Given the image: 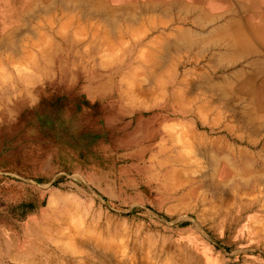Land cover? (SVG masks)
Wrapping results in <instances>:
<instances>
[{"label": "rangeland", "instance_id": "1", "mask_svg": "<svg viewBox=\"0 0 264 264\" xmlns=\"http://www.w3.org/2000/svg\"><path fill=\"white\" fill-rule=\"evenodd\" d=\"M65 3L56 0L61 8ZM65 8L67 16L85 13L83 6ZM128 12L117 22L122 28ZM144 16L140 13L135 21ZM78 19L80 24L76 19L67 26L62 19L44 29L41 20L37 25L41 37L27 39L26 50L39 72H44L39 80H25L36 77L38 70L27 62L0 66V264H15L12 257L17 255L30 257L16 259L19 264H43L47 256L62 262L56 246L66 254V261L78 253L68 238L72 230L85 242L115 245L119 264H264V208L260 207L264 195L246 198L257 208L250 214L241 210L246 220L240 226L231 227L230 215L226 222L210 227L197 219L202 214L197 208L203 206L196 196L166 192L184 182L166 175L174 164L169 167L164 162L177 158L193 170H182V175L208 180L200 192L215 196L210 180L216 177L214 164L202 156L189 132L192 127L205 141L220 138L239 147L224 132L229 118L210 109L200 114L183 97L174 100L177 86L164 89L148 82L144 86L150 96L133 93V102L129 101L131 96H122L121 87L156 77L144 73L153 36L140 30L116 40L111 32L115 42L111 46L101 33H94L85 17ZM100 20L95 15L90 22ZM58 33L75 46L71 56L62 53L66 47ZM200 38L210 45L203 34ZM200 47L194 45L193 52ZM211 54H205L198 65L203 71H208ZM181 71L180 77L186 74ZM159 73L167 80L171 69ZM9 79L20 89L9 93ZM234 110L238 126L242 106L235 105ZM201 123L204 129L198 126ZM244 134L264 143V128L246 129ZM253 215L256 222L250 223L247 217ZM79 255L76 262L83 256Z\"/></svg>", "mask_w": 264, "mask_h": 264}, {"label": "bare ground", "instance_id": "2", "mask_svg": "<svg viewBox=\"0 0 264 264\" xmlns=\"http://www.w3.org/2000/svg\"><path fill=\"white\" fill-rule=\"evenodd\" d=\"M65 1L67 2L65 6L73 10L83 6L85 13L67 16L64 13L65 6L59 7L56 0H0V66L27 62L38 68L36 77L29 76L30 79L22 77L21 82L24 79L36 81L43 77L44 72H39L38 64L26 50L28 38H32L33 35L36 39L41 37L37 28L41 20L44 29L45 26L51 28L54 21L62 19L67 26H71L76 19L80 24L78 17H85L84 21L94 29V33H101L103 41L107 40L111 46L115 43L114 39L121 40L129 33H137L140 30L142 33L144 31V34L152 35L149 46L153 50L146 57L148 64L144 73L148 77L152 75L156 77L153 79L142 77L138 82L133 81L132 87L128 89L121 87V95L131 96L128 99L133 102V93H141L147 98L150 96V90H146L144 86L148 82L156 87L160 84L159 86L162 85L164 89L177 86L179 89L172 91L174 100L183 97L185 101L195 104L200 114L210 109L216 112V115L225 114L229 118L224 132L235 143L237 142L239 147L230 146L220 138L205 141V138L192 127L189 132L190 140L197 143L202 156L207 162L214 164L216 177L210 180L215 196L200 192V188L208 183V180L184 177L182 170L191 172L193 170L187 162L177 158H167L164 162L169 167L174 164L166 175L169 179L176 178L184 182L177 189L166 188V192L170 195L168 190H174L180 192L181 196H196V200L203 206L202 209H196L202 213L197 219L204 225L213 227L216 223L219 226L231 215V227L240 226L241 222L246 220L241 210L250 214L257 208L256 202L247 201L246 198L256 193L264 195V143L245 138L244 134L246 129L256 131L264 128V0ZM126 9L130 12L127 15L129 20L122 28V23L117 22L125 15ZM158 9L162 10L159 14L155 13ZM140 13L145 14V20L137 23L135 16L137 18ZM95 15L101 17V22H90ZM111 32L115 35L114 39ZM193 33H198L197 37ZM58 34L63 36L59 39L66 47V51L62 53L71 56L75 46L72 43L71 47L68 45L69 39L66 35ZM202 34L210 40V45L199 40ZM191 36H195L196 39L190 38ZM196 44H200L201 47L198 52H193V46ZM209 51L212 54L207 59L206 72L198 65ZM65 55L61 60L65 59ZM82 61L79 63H84ZM63 66L62 63L59 68ZM165 68L171 69V74L167 80H162L159 72ZM181 69L185 70L186 74L180 77L178 72H182ZM1 70L0 68V74ZM221 72L226 75L221 76ZM218 73L221 75L217 77ZM7 84H10L9 93L20 89L15 86L17 85L15 80L9 79ZM227 95H231L232 99L230 100ZM225 99L230 101L225 102ZM238 104L242 106V114L238 116L241 122L239 121L236 126L234 107ZM198 126L204 129L203 123ZM237 174L241 177L234 179ZM226 187L230 189H225ZM185 190H189L187 194L183 193ZM260 207L264 208V202ZM189 211H193L192 207H189ZM260 211L261 209L258 210ZM247 220L250 223L256 222V216H248ZM75 233V230H72L68 238L75 243L78 253H72L65 261L66 254L56 246V250L63 256L62 262H58L53 256H47L43 264H119L115 245L114 247L110 243H99L95 240L85 242L76 238ZM81 254L82 258L76 262L75 256ZM12 258L15 264H19L17 260L30 259L29 256L23 255Z\"/></svg>", "mask_w": 264, "mask_h": 264}, {"label": "crops", "instance_id": "3", "mask_svg": "<svg viewBox=\"0 0 264 264\" xmlns=\"http://www.w3.org/2000/svg\"><path fill=\"white\" fill-rule=\"evenodd\" d=\"M159 9L155 13H157V14L161 13L162 10H159ZM126 11H127V9H126Z\"/></svg>", "mask_w": 264, "mask_h": 264}]
</instances>
